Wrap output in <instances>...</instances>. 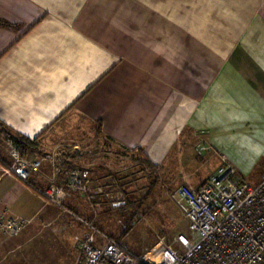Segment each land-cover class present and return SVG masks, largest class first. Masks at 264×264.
<instances>
[{
  "label": "crops",
  "instance_id": "crops-1",
  "mask_svg": "<svg viewBox=\"0 0 264 264\" xmlns=\"http://www.w3.org/2000/svg\"><path fill=\"white\" fill-rule=\"evenodd\" d=\"M97 124L153 166L203 145L212 173L183 174L193 189L227 164L260 184L264 0H0V125L43 151L84 140ZM92 169L96 208L77 192L61 208L0 168V215L28 221L16 237L0 234V264H84V221L113 238L102 228L122 209ZM58 174L44 165L32 181L61 185ZM94 245H105L101 235Z\"/></svg>",
  "mask_w": 264,
  "mask_h": 264
},
{
  "label": "built area",
  "instance_id": "built-area-1",
  "mask_svg": "<svg viewBox=\"0 0 264 264\" xmlns=\"http://www.w3.org/2000/svg\"><path fill=\"white\" fill-rule=\"evenodd\" d=\"M6 145L14 154L15 162L9 167L0 164L3 174L14 176L31 187L46 205L64 208L68 194L77 192L96 208L90 176L80 168L68 166L76 155L67 160L65 152L34 156L14 140H7ZM75 150L82 151L80 146ZM50 161L54 170L64 176V182L46 189L37 188L32 183L33 176ZM103 193L111 206L126 205L107 189H103ZM170 196L188 220L189 229L199 234L198 241L182 238L179 248L160 243V250L157 251L156 246L140 257L121 241L84 221L92 231L87 240L78 244L84 264H264V180L258 185L250 184L227 164L198 189L179 185ZM27 225L28 221L21 218L0 215V234L4 236L16 237ZM96 234L102 236L104 246L94 245Z\"/></svg>",
  "mask_w": 264,
  "mask_h": 264
},
{
  "label": "rangeland",
  "instance_id": "rangeland-1",
  "mask_svg": "<svg viewBox=\"0 0 264 264\" xmlns=\"http://www.w3.org/2000/svg\"><path fill=\"white\" fill-rule=\"evenodd\" d=\"M0 132L3 134L1 137L3 144L7 147V140L21 141L18 136L7 133L1 125ZM85 137L81 141H64L53 149L43 151L40 150L37 140H34L31 148L23 147V149L33 153L34 156L65 152V160L76 155V159L68 166L82 169L91 180L92 168L100 170L102 174H97L99 180L97 185H101L99 187H103L104 190L107 189L110 194L118 195L127 206L130 203L133 205L128 208L124 206L116 208L122 210L117 211L115 216L110 218L111 230L105 228L102 230L127 245L138 256H143L156 246V250H160L162 246L159 245L160 243L179 248L182 238L192 242L199 240V234L189 229L188 220L173 202L170 194L179 185H188L183 182V174L197 181L198 175L201 176L202 172L204 176L212 173L210 167H205L206 163L201 161L205 152L203 145L194 149L187 147L170 167L153 166L140 152H127L115 148L103 137L98 124ZM76 146H80L82 151H76ZM14 162L15 157L11 149L9 158L4 159L0 156V164L5 167L11 166ZM44 165L54 170L53 162ZM57 177L62 178L61 182H64L61 173ZM33 185L36 186L34 183Z\"/></svg>",
  "mask_w": 264,
  "mask_h": 264
},
{
  "label": "trees",
  "instance_id": "trees-1",
  "mask_svg": "<svg viewBox=\"0 0 264 264\" xmlns=\"http://www.w3.org/2000/svg\"><path fill=\"white\" fill-rule=\"evenodd\" d=\"M4 128V130L7 132V133H9V134H11V135H13L8 129H6L5 127H3ZM20 138V140L21 141H17L16 140V142L19 144V145H21L22 147H24V148H31L33 145H34V143L32 142V140H30V139H28V138H25V137H19ZM125 208H128V207H133V205L130 203L128 206L126 205V206H124ZM126 234V233H125ZM124 235V234H123ZM122 235V236H123Z\"/></svg>",
  "mask_w": 264,
  "mask_h": 264
}]
</instances>
